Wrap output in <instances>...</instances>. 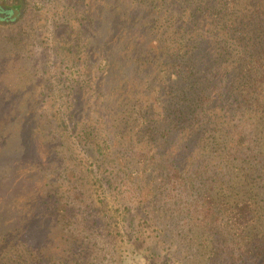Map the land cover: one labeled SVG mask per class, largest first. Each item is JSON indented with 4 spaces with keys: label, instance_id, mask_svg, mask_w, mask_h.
<instances>
[{
    "label": "trees",
    "instance_id": "trees-1",
    "mask_svg": "<svg viewBox=\"0 0 264 264\" xmlns=\"http://www.w3.org/2000/svg\"><path fill=\"white\" fill-rule=\"evenodd\" d=\"M11 1L0 4V29L29 7L27 0ZM86 6L77 18L78 45L63 38L60 46L68 73L93 64L96 95L84 102L70 87L60 119L70 118L81 137L76 127L101 108L108 134L94 143L77 136L64 149L45 121L40 142L57 153L44 162L47 176L55 172L62 183L54 190L45 176L35 201L44 213L6 223L14 227L13 243L1 238L0 264H165L175 257L179 264H264V0H86ZM0 128L1 149L3 136L19 134ZM83 159L99 181L98 205L123 185L133 193V206L114 209L124 236L99 233L103 207L86 215L67 208L65 183L82 173ZM133 226L151 234L139 236ZM156 240L166 245L165 261L155 259Z\"/></svg>",
    "mask_w": 264,
    "mask_h": 264
},
{
    "label": "rangeland",
    "instance_id": "rangeland-1",
    "mask_svg": "<svg viewBox=\"0 0 264 264\" xmlns=\"http://www.w3.org/2000/svg\"><path fill=\"white\" fill-rule=\"evenodd\" d=\"M11 3V0H0V4L7 6ZM27 3L29 7L22 18L19 17L14 25L5 26L7 29H0V97L2 98L0 118L3 117L0 120V127H4L7 136L11 131V136L13 132L19 134L11 140L2 135L6 146L0 149V243L3 237L6 244L13 243L14 235V227L6 223L13 222L16 217L24 219L29 218V215L44 213L35 201L38 203L41 201L42 185L46 181L45 176L50 172V165L44 162H50L57 154L54 148L45 150V143L40 142L43 141L42 129L45 121L50 123L49 128L55 131L56 136L61 135V140L59 139L58 142L64 144V149H68L69 146L73 148L72 144L79 138L84 142L94 143L101 141L108 134L101 108L92 112V117L89 119L84 117L83 121L86 122L84 121L81 128H79L81 125L76 127L79 133L81 132V137L77 135L79 138L76 136L78 130L71 131L72 120L66 118L67 121L64 123L60 119L66 116L65 109L68 107L66 96L62 94H66L70 87L75 88L74 92L77 94H73L75 98L78 92H81L84 102L88 101L89 96L93 100L96 95L97 85L94 82L97 72L93 71V64L86 62L79 71L73 70L71 74L68 73L63 65L68 59L64 58L60 46L64 42L63 38L73 40L71 41L73 46L78 45L77 40L80 37L75 33L77 18L79 12L89 9V6H86V0H27ZM103 14L105 15L104 9ZM12 96L15 99L12 100ZM11 109L16 112L9 124L6 118L12 116L13 112L9 113ZM3 110H6L5 113L2 112ZM0 131H2L1 128ZM13 148H19V150L14 152ZM71 153L72 170L74 174H77L79 168L76 165L81 162V158L77 150L74 149ZM34 159L39 163L35 164ZM57 159H54V162ZM82 162L84 163L80 167L83 169L82 173L73 179L68 176L69 183H65L64 178L68 190L65 192V199L70 205L67 208L72 211L75 209L76 212L80 210L78 213L86 215L88 213L97 214L96 211H101L103 207L100 213L101 224L94 223L100 226L99 233L105 235L120 230L124 236L126 229L120 220L119 213H116L114 209L115 207L121 208L123 203L133 206L136 201L133 193L126 191L123 185L119 190L116 189L117 195L115 192L108 195L104 199L105 204L101 207V204L98 205L95 201V190L98 188L99 181L92 177L90 172L93 167L89 166V162L86 159ZM54 175H51V178L47 176V178L55 182L51 185L56 190V184L62 183V180H55ZM74 180L78 182L77 185L82 184L81 190L83 189L84 195L81 196L83 199L81 204L73 193ZM48 212H45L47 217H49ZM134 216L138 218L136 214ZM51 217L55 218L56 212L52 213ZM4 219L6 221H3ZM135 228V234L139 236L151 234L138 226H133L132 230ZM155 246L157 248L154 251L157 256L155 259L165 261L169 256L166 245L157 243L156 240ZM12 248L14 247L9 245L4 249L11 253ZM144 252L143 254H148L146 250ZM106 264L113 263L108 261ZM136 264L152 263L141 260ZM165 264L179 263L175 257L169 258Z\"/></svg>",
    "mask_w": 264,
    "mask_h": 264
}]
</instances>
